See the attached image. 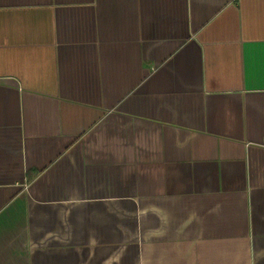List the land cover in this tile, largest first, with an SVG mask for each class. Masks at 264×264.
I'll list each match as a JSON object with an SVG mask.
<instances>
[{
  "label": "crops",
  "instance_id": "crops-1",
  "mask_svg": "<svg viewBox=\"0 0 264 264\" xmlns=\"http://www.w3.org/2000/svg\"><path fill=\"white\" fill-rule=\"evenodd\" d=\"M0 264H264V0H0Z\"/></svg>",
  "mask_w": 264,
  "mask_h": 264
}]
</instances>
